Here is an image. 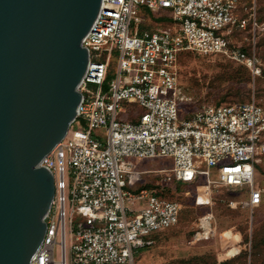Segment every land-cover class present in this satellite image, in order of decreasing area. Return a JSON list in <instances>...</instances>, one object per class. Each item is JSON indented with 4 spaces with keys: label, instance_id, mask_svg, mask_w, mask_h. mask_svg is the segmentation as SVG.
Listing matches in <instances>:
<instances>
[{
    "label": "built area",
    "instance_id": "obj_1",
    "mask_svg": "<svg viewBox=\"0 0 264 264\" xmlns=\"http://www.w3.org/2000/svg\"><path fill=\"white\" fill-rule=\"evenodd\" d=\"M150 15L171 23L141 31ZM263 33L256 0H101L82 41L88 65L75 118L39 164L52 174L55 194L30 264H68V206L80 217L70 235L71 264H134L153 236L178 226L183 205L161 194L180 184L195 187L184 195L196 209L210 208L214 192L232 194L228 207L249 215L251 233V214L264 204V186L255 185L264 164V105L253 99L186 113L178 64L186 53L222 56L245 67L253 80H264L256 48ZM154 158L172 167L139 169ZM152 173L158 188H144L143 176ZM197 222L191 243L215 236L211 212ZM220 237L226 246L218 263H238L242 250L234 240L241 234L227 230Z\"/></svg>",
    "mask_w": 264,
    "mask_h": 264
},
{
    "label": "water",
    "instance_id": "obj_2",
    "mask_svg": "<svg viewBox=\"0 0 264 264\" xmlns=\"http://www.w3.org/2000/svg\"><path fill=\"white\" fill-rule=\"evenodd\" d=\"M101 0H0V264H30L55 188L39 164L66 136Z\"/></svg>",
    "mask_w": 264,
    "mask_h": 264
},
{
    "label": "rangeland",
    "instance_id": "obj_3",
    "mask_svg": "<svg viewBox=\"0 0 264 264\" xmlns=\"http://www.w3.org/2000/svg\"><path fill=\"white\" fill-rule=\"evenodd\" d=\"M263 1V3H262ZM264 4V0H261ZM150 19L146 17L145 20ZM157 28L161 26H155ZM259 55L264 64V46H260ZM178 81L182 93L187 98L186 113L196 111L203 105H235L255 100L258 104L264 105V80L255 79L248 74L247 82H232L227 79V72L235 70L240 65L226 60L222 56L201 57L186 53L179 60ZM127 108V107H125ZM104 144V141H102ZM171 161L162 158L145 160L140 163L141 171H151L171 168ZM144 188L157 189V175L152 173L144 175ZM255 185L264 186V164L255 176ZM196 192L192 184H180L172 193L168 190L165 194L168 199L177 201L183 205L181 220L177 227L157 235L154 244L145 249L139 250L134 256V264H191V259L206 254L213 255L218 263V256L224 253L225 244L221 240L220 234L227 230L240 232L241 239L234 240L236 246H240L241 252L250 253V242L245 241V237L250 238L249 215L240 210H231L228 202L234 200V196L226 190H219L213 193L210 208L196 209L192 198L186 197L184 193ZM211 212L214 216L215 236L201 242L191 243L195 233L197 219ZM66 219V260L71 264L72 255L70 252V235L73 226L80 220L75 212H70L67 207ZM251 227L264 221V204L253 210L251 214ZM252 229V228H251ZM245 246V248H244ZM60 258V247L58 244L54 248L55 261ZM249 262V257L247 258ZM221 263V262H220Z\"/></svg>",
    "mask_w": 264,
    "mask_h": 264
},
{
    "label": "trees",
    "instance_id": "obj_4",
    "mask_svg": "<svg viewBox=\"0 0 264 264\" xmlns=\"http://www.w3.org/2000/svg\"><path fill=\"white\" fill-rule=\"evenodd\" d=\"M263 3V1H262ZM261 3V0H256V20L258 22L264 21V4ZM248 5H251V2L248 3ZM151 23H143L139 26V29L142 30H149L153 31L157 27L155 26H166L171 23V20L166 16H149ZM260 46H264V33L258 38L256 48L257 53L259 55V48ZM247 52V49L244 50ZM213 57V56H212ZM260 57V55H259ZM112 68V66H111ZM248 70L243 67L239 66L235 70H232L230 72H227V79L232 82H247L248 79ZM111 73L108 74V77L104 83V89L106 90L108 86V81L110 80ZM215 105V106H221ZM161 197L164 199H168L166 194H161ZM170 200V199H168ZM173 201V200H171ZM182 215V213H181ZM181 215L179 218V222L181 220ZM249 229V227H248ZM240 233V232H239ZM157 236H153L152 238L155 239ZM245 241L250 242V253L249 255L247 253L241 252L238 255V263H235L232 260H226L222 261L219 264H264V221L259 222L256 226H253L250 233V238L248 236L245 237ZM151 247V246H149ZM149 247H145L141 250H145ZM139 253V252H138ZM249 257V262L247 261V258ZM191 264H216V258L213 255L206 254L202 256H197L192 258Z\"/></svg>",
    "mask_w": 264,
    "mask_h": 264
}]
</instances>
